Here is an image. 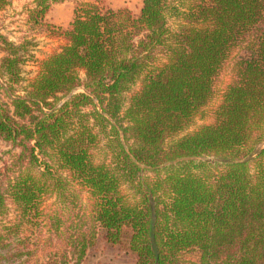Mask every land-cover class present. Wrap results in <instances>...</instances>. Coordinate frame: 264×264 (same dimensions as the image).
Returning <instances> with one entry per match:
<instances>
[{
    "label": "trees",
    "instance_id": "16d2710c",
    "mask_svg": "<svg viewBox=\"0 0 264 264\" xmlns=\"http://www.w3.org/2000/svg\"><path fill=\"white\" fill-rule=\"evenodd\" d=\"M61 1L28 11L65 43L24 94L27 42L0 35V141L13 150L0 158V264H32L19 234L49 194L61 246L40 264H83L100 235L134 264H264V0H142L137 13L75 0L64 28L45 21ZM233 52L215 122L178 136ZM204 155L222 165L195 160ZM74 184L90 193V210ZM9 201L17 216L3 221Z\"/></svg>",
    "mask_w": 264,
    "mask_h": 264
},
{
    "label": "rangeland",
    "instance_id": "374dc122",
    "mask_svg": "<svg viewBox=\"0 0 264 264\" xmlns=\"http://www.w3.org/2000/svg\"><path fill=\"white\" fill-rule=\"evenodd\" d=\"M75 0H63L50 6L45 21L54 27L64 28L68 25L73 16V7ZM88 1V0H87ZM105 4L112 8L127 7L132 12L137 13L141 7L142 0H104ZM35 0H9V4L0 10V35L8 40L20 44L27 42L25 61L21 65L22 82L17 87L18 94H24L21 90L25 88L37 75L40 62L50 54L58 51L65 43V40L59 36L51 34L46 28L38 27L28 21V11L34 6ZM172 22V20H170ZM1 48V44H0ZM236 52H233L225 61L221 71L214 78L213 88L214 97L204 106L199 113L193 118L190 126L178 134L182 136L192 133L202 125H209L215 122L214 111L222 101V95L226 87L233 82L234 73L232 70L233 59ZM3 52L0 50V57ZM81 76H83L81 72ZM141 85V81H137L127 93L130 97L136 92ZM78 91V90H76ZM264 146V144H263ZM8 150L13 151L10 146L0 141V158H6ZM98 155H104L102 150L98 151ZM207 162L211 170L219 168L222 165L223 158L214 155H204L195 158ZM144 176H153V172L146 168L142 172ZM79 195V200L84 210H90L92 199L88 190L78 184H74ZM121 192L127 196H131L132 191L129 186L123 185ZM59 204L54 194L45 195L42 199L41 210L42 217L35 221V224L24 225L19 237L23 239L22 245L28 246L33 252L30 255L32 264H40L43 262L45 255L50 251L60 248V242L54 238L49 231L48 215L58 210ZM17 216V209L10 201L8 203V213L3 221H14ZM186 260H195L194 253H185ZM22 258H25L23 256ZM134 255L120 245H110L100 235L95 245L92 246L83 261V264H134Z\"/></svg>",
    "mask_w": 264,
    "mask_h": 264
}]
</instances>
